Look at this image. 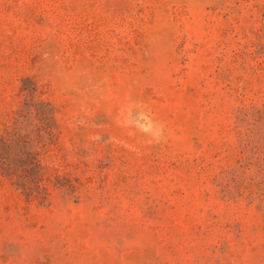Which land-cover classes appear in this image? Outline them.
Masks as SVG:
<instances>
[{"label": "rangeland", "instance_id": "374dc122", "mask_svg": "<svg viewBox=\"0 0 264 264\" xmlns=\"http://www.w3.org/2000/svg\"><path fill=\"white\" fill-rule=\"evenodd\" d=\"M0 264H264V0H0Z\"/></svg>", "mask_w": 264, "mask_h": 264}]
</instances>
